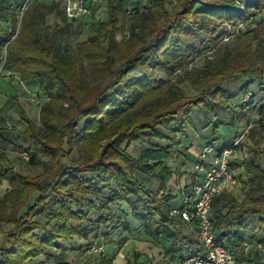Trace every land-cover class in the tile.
Wrapping results in <instances>:
<instances>
[{"label":"trees","instance_id":"trees-1","mask_svg":"<svg viewBox=\"0 0 264 264\" xmlns=\"http://www.w3.org/2000/svg\"><path fill=\"white\" fill-rule=\"evenodd\" d=\"M9 1L0 0V18L11 23L8 33H0V62L5 49L3 69L23 71L24 78L35 76L49 101L39 108L38 123L16 101L24 127L0 125L2 139L8 140L14 132L22 151L28 152V161L42 166L37 174L22 173L7 164L0 146V180L6 179L11 186L0 197V220L11 223L6 245L0 248V264H35L41 255L58 258L49 248L57 247L59 241L86 237L101 224L119 221L110 210L113 204L128 205L126 212L142 223L146 233L170 244L169 254L187 246L199 248L194 231H185L182 220L169 215L176 194L169 188L152 191L134 174H170L164 162L171 157V148L181 143L178 133L183 126L192 123L193 107L212 114L235 97L248 108L255 97L249 84L261 85L264 75L252 76L234 90L223 82L256 68L264 70V26L260 19L254 20L248 32L251 37L245 50L253 41L254 54L261 57L254 64L247 54L218 41L226 25L248 21L251 11L264 8V0L244 5L234 0H178L179 7L172 12L166 0H148L141 9L129 7L133 0H105L106 17L85 41L96 48L83 50L92 64L91 80L76 52H70L64 27L44 21L47 13L56 11L68 25L58 9L59 1H30L22 20L29 33L24 42L19 36L12 38L15 13ZM122 30L127 31L124 50L117 37ZM201 49L212 50L213 59L205 57L202 67L183 70L196 94L189 96L174 81L157 76L160 70L175 72ZM241 60L243 64L238 63ZM258 101L264 112V98ZM212 124L209 140L219 137L218 122ZM142 134L167 144L150 146L135 157L126 146ZM77 145L78 155L73 157ZM260 153L264 156V151ZM242 168L248 177L249 199L238 200L227 190L213 196L212 227L217 239L232 248L235 264H264L242 244L246 217L264 212V169L248 163ZM123 225L127 230L128 223ZM260 241L264 239L255 245Z\"/></svg>","mask_w":264,"mask_h":264},{"label":"rangeland","instance_id":"rangeland-1","mask_svg":"<svg viewBox=\"0 0 264 264\" xmlns=\"http://www.w3.org/2000/svg\"><path fill=\"white\" fill-rule=\"evenodd\" d=\"M25 0L20 1L18 4L16 1L9 2L11 11L15 13V32L12 38L15 36L20 37V41L24 42L29 39V33L23 29V14L27 7L31 3L24 4ZM36 1H59L58 9L64 12V0H36ZM90 7V13L86 16L78 17L75 19L67 18V26L58 17L55 12H49L45 15V23L54 24L58 22L59 27L62 25L66 30L67 38L69 41V50L72 53L76 52L78 56V63L82 62L85 65L86 70L89 72L92 70V64H90L85 57L84 49H95L96 47L86 43L93 33H96V27L98 22L103 21L106 17V2L105 0H85ZM178 0H166V6L170 12L178 8ZM238 5H244V2H252L254 0H234ZM33 3V2H32ZM148 0H133L129 4V7H136L141 9L142 6H147ZM13 5V6H12ZM15 5V6H14ZM19 5V6H17ZM251 17L244 23H236L234 25H226L222 39H219L218 43L226 42L230 49H233L238 54H247L252 61L260 60L257 54H254L253 41L250 42L249 49L246 51L247 37H251L249 30L254 28V20H261V25L264 26V8L258 12L251 11ZM60 14V13H59ZM65 15V13H64ZM60 16V15H59ZM2 19V20H1ZM0 18V33L6 34L10 31L11 23L8 18ZM65 25V26H64ZM248 33V35H245ZM127 35V31L117 34L119 39V48L124 50L122 45L123 40ZM85 42V43H84ZM84 43V44H82ZM83 47H80V46ZM212 50L201 49L198 56L191 59L190 62L183 64L175 72L169 73L166 70H160L157 72V76L161 79L172 80L185 93L192 96L198 92L196 88L190 83L189 79L183 74L184 69H191L193 66L202 67L205 63V57L212 60L210 52ZM0 62V81L8 82L4 95L0 96V125L6 127L23 128L24 124L21 120L16 119V101L22 106L26 115H28L35 122H39V111L43 103L49 101L47 93L39 87V83L35 76L24 78L23 71H14L10 69H3L2 62L5 58V49L1 51ZM240 61V60H239ZM243 64V60L239 62ZM260 62V61H259ZM214 63V62H213ZM91 72V71H90ZM89 72L88 79L91 80L92 75ZM264 75V70L256 68V70L247 71L244 75H237L234 78L227 79L223 82V85L228 89L234 90L240 83L247 81L252 76ZM264 80V78H262ZM251 91L255 94L253 101L249 103L248 108L244 109L240 106L239 100L235 97H231L227 100L225 106L217 108L212 114L205 113L202 107H193L190 112L192 119L191 124H187L184 127L183 132L178 133L181 143L171 148V157L167 158L164 162L166 166L170 168V174H160L153 176L150 174H142L135 172V176L143 181L147 188L152 191H158L160 189H171L176 195L173 203L177 204L178 191L186 185V182L191 177V173L195 172L193 163L196 157H198L202 149L209 144H217L222 146L225 140H230L238 131H243L244 136L240 139V143L237 149L230 155L231 166L238 172H243V166L248 163L250 167L255 169H264V156L260 152L264 151V112H260L261 103L259 98H264V83L257 84V81H253L249 84ZM3 91V89H1ZM4 90V91H5ZM8 93V96L6 95ZM218 122L219 137L217 139L209 140L208 137L213 133L212 122ZM15 133L11 132L8 137V143L10 150L7 152L9 155L8 163L14 169L25 173L34 175L42 170V166L39 164H32L28 161V152L22 151V146L19 143V139L16 138ZM167 142L155 138L146 137L142 134L137 140L130 142L126 147L127 151L135 156H141L145 149L150 146H166ZM189 150V157L187 151ZM196 150V156L192 153ZM78 155V145L72 152V156ZM45 160L49 159V156L43 157ZM192 158L193 160H189ZM208 159V157H205ZM7 163V164H8ZM239 164V165H238ZM183 174H187L186 180L183 181ZM198 176V177H199ZM249 184L245 188H226L233 197L239 199H249L248 194ZM2 191V188L1 190ZM128 205H110V210L113 211L119 221H111L105 224H101L96 230H92L86 237L74 235L72 238L63 240L61 245L57 247H50L49 250L54 251L57 255H60L55 259H48L46 256H39L34 260L35 264H142L145 260H151L153 264H165L166 255L170 244L161 236L151 235L146 233L145 227L141 222L130 217L128 211ZM256 217H259L256 219ZM264 221V212H260L258 215L246 217V223L248 227L256 224L258 228L254 230L252 240L257 239L258 235H264V223H259L258 220ZM124 223H128V229L124 227ZM254 223V224H252ZM261 225V226H260ZM247 227V228H248ZM254 227V226H253ZM185 231L190 229L184 225ZM261 230V232H260ZM97 233V234H96ZM254 237V238H253ZM255 246V242H251V247ZM96 247V250L92 248ZM261 251L264 252V246L261 247ZM264 260V258H261Z\"/></svg>","mask_w":264,"mask_h":264},{"label":"built area","instance_id":"built-area-1","mask_svg":"<svg viewBox=\"0 0 264 264\" xmlns=\"http://www.w3.org/2000/svg\"><path fill=\"white\" fill-rule=\"evenodd\" d=\"M32 0H25L24 4ZM64 13L68 19L86 16L90 7L85 0H64ZM243 131H238L228 144L218 147L217 144L205 146L193 163L195 172H199L198 181L191 187L183 186L178 191V204L173 205L169 215L177 216L196 234L199 248L185 247L178 253L166 255L165 264H235L232 248L225 246L217 239L212 227L210 215L212 197L228 187L245 188L248 185L246 173L236 171L231 166L230 155L237 149ZM208 157L206 159L205 157ZM245 250L251 242L243 240ZM257 247L264 246V241L256 242ZM96 250V247L92 248ZM142 264H153L145 260Z\"/></svg>","mask_w":264,"mask_h":264},{"label":"crops","instance_id":"crops-1","mask_svg":"<svg viewBox=\"0 0 264 264\" xmlns=\"http://www.w3.org/2000/svg\"><path fill=\"white\" fill-rule=\"evenodd\" d=\"M11 1H16L19 4L20 1H22V0H10L9 2L12 3ZM17 6H19V5H17ZM6 85H8V82H5V81L1 82L0 81V96H3L4 95L3 92H6V90H5ZM1 89H3V91ZM6 95L8 96V93H6ZM16 115H17V111H16ZM14 120H18V116ZM0 146H2L4 148V150H5L6 154H7V163H8L9 155H8L7 152L10 150V145H9V143H8V141L6 139H2V137H0ZM189 150H191V149H188V151L186 152L187 155L189 153ZM192 153L194 154V157H195L196 156V150H193ZM188 157H189V155H188ZM189 160H193V159L190 158ZM190 175H191V177H190V179H188V181L186 182V185H185L187 187H191L199 179V177H198L199 175L197 173L193 172ZM182 176L184 177L183 181L186 180L185 178H186L187 174H183ZM10 187L11 186L9 185V183H8V181L6 179H1L0 180V190L2 188V191H0V197H1V195H3L2 193L7 191ZM258 218L259 217H256V219H258ZM261 221H262V219L258 220V224L261 223ZM262 223H264V221H262ZM252 224H254V223H252ZM10 228H11V223L0 220V248H2V247L4 248V246L6 245V242H7V236L6 235H8ZM257 228H258V225L254 224L251 227H248V228L242 230V235L244 237V240L249 241V242H253L254 240H252L250 238L253 236V232ZM260 232H261V230H260ZM258 238L259 239H264V235H262V236L258 235L257 239ZM62 241L63 240L59 241L58 244L61 245ZM247 251H249V253L251 254L252 257L256 256V257H259V258H264V252H262L261 251V247L259 248V247H257V245H255L254 247H250Z\"/></svg>","mask_w":264,"mask_h":264}]
</instances>
